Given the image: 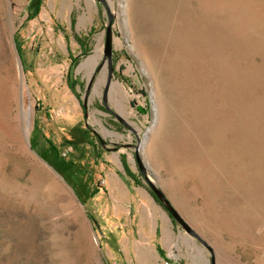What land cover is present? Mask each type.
<instances>
[{
  "label": "rangeland",
  "instance_id": "rangeland-1",
  "mask_svg": "<svg viewBox=\"0 0 264 264\" xmlns=\"http://www.w3.org/2000/svg\"><path fill=\"white\" fill-rule=\"evenodd\" d=\"M135 146L215 264H264V0H0V264H210Z\"/></svg>",
  "mask_w": 264,
  "mask_h": 264
},
{
  "label": "water",
  "instance_id": "water-1",
  "mask_svg": "<svg viewBox=\"0 0 264 264\" xmlns=\"http://www.w3.org/2000/svg\"><path fill=\"white\" fill-rule=\"evenodd\" d=\"M103 4H105V0H97ZM107 13H108V23L106 25V33H105V40H104V49H103V61H107L108 64V76L105 82V88L103 91V99L105 101V98L107 96V92L109 90V86L111 84V79H112V60H111V52H112V29H111V24H112V18L113 16L111 15L110 11L107 9ZM18 60L19 57H18ZM98 68H96L95 70H93L92 75L88 78V83H91L93 81V78L95 76V74L97 73ZM31 151L32 148L30 147ZM134 156H135V160L136 163L139 167L140 172L142 173V175L144 176L146 182L148 183V185L150 186L152 192L154 193V195L156 196V198L158 199V201L160 202V204H162V206L168 211V213L170 214V216L174 219V221L176 223H178L181 228L190 236L196 238L199 242H201L204 246H206V248L209 250L210 252V264H215V260H214V255H213V251L207 247V245L201 240V238L198 236V234L192 230L190 228V226L183 220V218L178 214V212L174 209V207L172 206L171 202L169 201V199L165 196V194L162 192L161 189H159L157 186L154 185V183L151 181V179L149 178V176L147 175V172L145 171L139 153H138V147L135 146L134 148Z\"/></svg>",
  "mask_w": 264,
  "mask_h": 264
},
{
  "label": "crops",
  "instance_id": "crops-1",
  "mask_svg": "<svg viewBox=\"0 0 264 264\" xmlns=\"http://www.w3.org/2000/svg\"><path fill=\"white\" fill-rule=\"evenodd\" d=\"M118 89H119V87H118ZM121 155H122L121 152L119 154L114 153V154H110V157L111 158H117V157H121ZM105 157L108 158L107 155ZM108 173H109V178L111 180L109 183L111 184L110 186H112L115 179L116 178L119 179L118 173L117 172H108ZM107 189H108L107 192H109V188H107ZM139 196L143 197V195L141 193L139 194ZM136 203H137V201H136ZM134 207H135V211L137 210V214H138L137 221L139 223V231H140L139 235L142 238H144V241L142 243H139L137 241V244H136V247L134 250V254L136 255L137 258L142 259V257H143L142 256V254H143L142 247H149L150 248L153 245L154 248H152V249L155 252L158 250V253L156 252L155 254L157 256H158V254L161 255L162 250L164 249L162 247V243L163 244L165 243L168 245V241H167V239H165L167 236V233L169 232V229H170V223H169L168 216L165 215L164 212L158 210V208H156L155 205H150L148 207V206H145L144 204H141V202H139V203L135 204ZM119 209H120V207H115V208L113 207L114 212H119L120 211ZM159 219L161 221V231H157V225H158ZM147 221L149 223L153 224L154 233L151 232V229L150 230L146 229V227H147L146 222ZM162 230H164V233H163V236L161 235V237H159L161 239L159 243H161V244H160V248H158L157 243L155 244V237L158 236L159 234H161ZM173 232L177 233L174 230H173Z\"/></svg>",
  "mask_w": 264,
  "mask_h": 264
},
{
  "label": "bare ground",
  "instance_id": "bare-ground-1",
  "mask_svg": "<svg viewBox=\"0 0 264 264\" xmlns=\"http://www.w3.org/2000/svg\"><path fill=\"white\" fill-rule=\"evenodd\" d=\"M99 57H100L99 54L93 55L91 58H89V59L86 61V63L88 64L89 62H92L93 64H96V63H97V59H98ZM104 79H105V75L102 74V76H101V81H100V82L104 81ZM117 87H120V86L118 85ZM28 113H29L28 115H29V119H30V121H29V126H31V115H32V113H31V109L29 110ZM146 137H147V136H146Z\"/></svg>",
  "mask_w": 264,
  "mask_h": 264
}]
</instances>
